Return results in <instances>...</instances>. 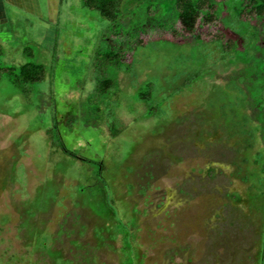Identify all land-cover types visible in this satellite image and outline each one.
<instances>
[{"label":"rangeland","instance_id":"374dc122","mask_svg":"<svg viewBox=\"0 0 264 264\" xmlns=\"http://www.w3.org/2000/svg\"><path fill=\"white\" fill-rule=\"evenodd\" d=\"M173 1L150 16L127 3L121 39L79 0H0V65L47 69L27 95L0 80V264H121L124 235L141 264H259L264 143L232 76L264 57L250 46L223 63L210 39L244 41L222 2L225 27L155 41L171 40L156 28L173 27ZM250 26L264 47V20ZM137 36L155 42L132 54ZM120 47L130 70H102L96 54ZM105 78L118 88L100 105ZM147 83L151 115L138 100ZM99 105L109 125L95 124ZM55 131L78 160L52 146Z\"/></svg>","mask_w":264,"mask_h":264},{"label":"trees","instance_id":"16d2710c","mask_svg":"<svg viewBox=\"0 0 264 264\" xmlns=\"http://www.w3.org/2000/svg\"><path fill=\"white\" fill-rule=\"evenodd\" d=\"M82 8L96 13L99 17L105 20L111 28H113V36L116 38H124L121 29V21L128 15L129 9H126L127 3L135 5L134 9L147 5V14L154 15L160 11L158 0H79ZM224 3L227 11H230L234 20L242 26L239 30V35L243 39L244 43L242 47L238 46L236 41L225 39V36L221 33H216L213 38L210 39L209 44H216L222 54L223 63L226 65L227 60L237 58L238 56H249L250 46L259 52L264 57V47L258 45V41L262 36L258 27L250 26V22L253 20H264V0H174L173 6L177 13L176 20L171 28H164V25H158L157 31H163L171 40L164 38L157 39L168 43L172 41L180 40L185 37H192L196 40L199 39L197 34L198 29L212 28L218 25L225 27V21L221 17L222 7L220 3ZM133 9V10H134ZM245 27V28H244ZM244 29V30H243ZM246 30V31H245ZM140 36V35H139ZM139 36L133 38L129 44L131 45L130 53H135L138 48L147 45L149 42H155L151 40L143 41ZM129 34L125 36L128 38ZM33 51L30 48H25L24 54L31 57ZM3 54V48L0 45V57ZM128 51L120 47L118 49H106L103 52H98L95 57V61L102 70H125L129 71L131 64L127 62L126 58ZM262 60L253 59L241 70L233 73V80H240L243 86V97L246 100L248 109L250 110L251 119L258 122L256 132L259 134V138L264 143V66ZM229 65H227L228 67ZM126 68V69H125ZM6 75L8 80L17 88L23 91V94L27 95V88L35 84H39L46 79L47 69L44 65L35 62H28L19 68L7 67L3 68L0 65V80L3 75ZM198 74V73H197ZM185 86V85H184ZM118 88L116 80L111 78H105L99 82L95 89L94 96L99 99L100 105L102 102ZM156 87L153 83H147L143 89L138 93V100L142 103L147 110V115L154 114L156 109ZM93 110V116L95 117V124L100 122L103 118L111 122L114 115L111 117L110 113H105L101 118V109ZM88 114V113H87ZM90 114V113H89ZM99 114V115H98ZM107 118H106V117ZM57 124V123H56ZM110 123H108L109 125ZM58 127V125L56 126ZM55 127V129H56ZM50 139L52 146L61 150L65 155L78 160L76 152L68 151L58 132H54V135ZM262 156L258 155V159L255 163L259 162ZM80 161H83L80 159ZM100 168V166H99ZM100 169H103L101 167ZM102 171V170H101ZM264 175V164H263ZM260 195L264 200V178L261 180ZM123 261L121 264H141L138 261V256L135 252H131V243L129 235L123 236ZM259 264H264V226L262 231L261 250L259 253Z\"/></svg>","mask_w":264,"mask_h":264}]
</instances>
